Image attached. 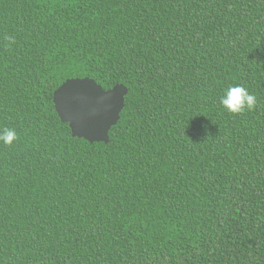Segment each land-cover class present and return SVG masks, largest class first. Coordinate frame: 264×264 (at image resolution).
Segmentation results:
<instances>
[{"label":"trees","instance_id":"1","mask_svg":"<svg viewBox=\"0 0 264 264\" xmlns=\"http://www.w3.org/2000/svg\"><path fill=\"white\" fill-rule=\"evenodd\" d=\"M84 78L129 90L108 144L56 112ZM3 128L0 264H264V0H0Z\"/></svg>","mask_w":264,"mask_h":264},{"label":"water","instance_id":"2","mask_svg":"<svg viewBox=\"0 0 264 264\" xmlns=\"http://www.w3.org/2000/svg\"><path fill=\"white\" fill-rule=\"evenodd\" d=\"M128 93L121 84L106 91L93 79H70L54 92V104L74 138L91 144H108L110 131L120 121Z\"/></svg>","mask_w":264,"mask_h":264},{"label":"clouds","instance_id":"3","mask_svg":"<svg viewBox=\"0 0 264 264\" xmlns=\"http://www.w3.org/2000/svg\"><path fill=\"white\" fill-rule=\"evenodd\" d=\"M220 104L229 114L240 115L245 111H253L257 106V97L244 86H231L220 98ZM18 139L14 129H0V144L11 147Z\"/></svg>","mask_w":264,"mask_h":264}]
</instances>
